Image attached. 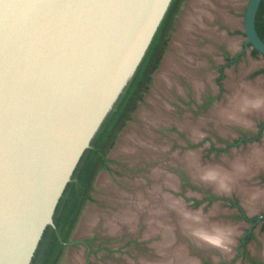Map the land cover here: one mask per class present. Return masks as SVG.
<instances>
[{
	"label": "water",
	"instance_id": "1",
	"mask_svg": "<svg viewBox=\"0 0 264 264\" xmlns=\"http://www.w3.org/2000/svg\"><path fill=\"white\" fill-rule=\"evenodd\" d=\"M262 0H249L247 42ZM172 0H0V264H31Z\"/></svg>",
	"mask_w": 264,
	"mask_h": 264
},
{
	"label": "rangeland",
	"instance_id": "2",
	"mask_svg": "<svg viewBox=\"0 0 264 264\" xmlns=\"http://www.w3.org/2000/svg\"><path fill=\"white\" fill-rule=\"evenodd\" d=\"M199 1L184 0L154 82L110 151L114 159L110 170L101 171L97 177L95 200L85 205L73 233L74 239H88L89 242L79 241L66 247L58 264L162 263L169 256L161 254L156 247L164 239L166 224L163 225L161 219L171 222L173 234L178 238L176 246H184L188 255L196 258L197 255L190 251L194 245L188 243L175 210H166L167 215L163 212L159 221L149 219L152 208L160 207L161 196L172 187L154 178L153 171L157 168L171 171L169 165L176 164V153L191 150L186 148L183 136L192 138V127L199 119L198 111L193 109L196 102L180 107L183 104L180 98L184 96L189 102L201 100L204 93L217 88L218 72L211 57L218 56L215 43L221 41L225 33L219 24L232 28L235 33L227 37L235 45L239 44L245 35L249 0ZM229 73L226 83L236 79L235 73ZM231 93L227 90V94ZM211 126L213 128L205 119L201 130L207 134ZM155 182L161 185L156 194L152 188ZM152 193L156 198H151ZM142 198L147 200H142L140 208ZM131 205L133 211L139 208L134 228L127 224L123 214Z\"/></svg>",
	"mask_w": 264,
	"mask_h": 264
},
{
	"label": "flooded vegetation",
	"instance_id": "3",
	"mask_svg": "<svg viewBox=\"0 0 264 264\" xmlns=\"http://www.w3.org/2000/svg\"><path fill=\"white\" fill-rule=\"evenodd\" d=\"M183 3L184 0H177L175 2L166 27L163 30L160 44L146 70L143 80L139 84V90L134 97L131 108L125 114L113 136V139L115 138L114 143L109 148L106 146V161L104 160V163L109 168L104 167L101 162L97 164L96 172L92 177L88 191V198L84 199L80 215L71 230L70 238L63 241V252L66 247L76 242H89L88 239H74L73 233L85 205L95 200L93 192L99 173L111 168V163L114 159L110 156V151L115 146L122 130L132 119L133 113L139 103L144 102L145 95L154 82V75L162 64L170 44L176 17ZM219 27L224 28L225 33L222 34V40L215 43V51L218 56L211 57L214 69L218 72L216 78L217 88L207 94L204 93L201 96V100L194 99L189 102L184 96L180 98L183 103L180 104V107H186L187 104L192 106V102H196L195 106L193 105V109L198 111L197 116H199V119L196 120L198 121L197 125L192 127V138L187 135L183 136L186 148L191 150L176 153L178 155L176 156V164L169 165L172 172L163 168H157L162 172L170 174L172 176L171 181L158 177L154 178L172 186L169 192H165L161 196L160 204L162 205L166 194L171 196L173 202L169 204L171 206L170 210H175L177 217L184 214L185 211H190L199 213L202 218L209 221V224L213 226H235V243L231 246L230 251H226L217 243L194 237L178 222L181 230L186 234L188 243H192L195 246L190 248V251L197 255L195 259L200 264H264V111L254 112L250 115V119L255 122L252 129H246L233 122L224 121L218 114V107L224 104L227 98L234 92V89L228 86V83L232 79L227 81V83L225 82V79L230 76L229 72L236 74V79H233H235L237 85L241 81H245L264 87V54L258 49L259 52H255L256 48L253 44L247 42L246 32L244 33V38L239 41V44L235 45L227 37L233 35L235 31L222 23L219 24ZM236 32L239 33V31ZM255 58H257L256 62L253 61ZM227 90L232 91V93L227 94ZM223 97L226 98L224 99ZM174 104L177 105L176 102ZM187 116L189 117V115ZM205 119L213 124V128L211 126L207 134H204V131L201 130ZM201 133H203V136L200 135ZM198 147H202V150L197 149ZM253 148L261 149V153L257 155H263V157L252 155ZM193 153L199 157V164L201 166L213 167L220 165L225 169H231L233 160L237 156H240L250 160V170L247 173L235 175L231 192H222L214 184L206 183L199 179L197 166L193 161H189L188 159V156ZM155 186L159 187V191L161 185L158 182H155L153 185L152 188L153 191H156L154 192L156 194L158 191L154 189ZM256 190H261V195L256 199H250L247 194ZM154 193L151 194L152 199L153 197L156 198ZM176 201L180 203L177 204ZM180 206L185 211L180 210ZM176 241H178L177 237Z\"/></svg>",
	"mask_w": 264,
	"mask_h": 264
},
{
	"label": "trees",
	"instance_id": "4",
	"mask_svg": "<svg viewBox=\"0 0 264 264\" xmlns=\"http://www.w3.org/2000/svg\"><path fill=\"white\" fill-rule=\"evenodd\" d=\"M176 1L172 0L143 60L92 139L90 146L82 155L57 204L53 224L46 227L31 264H58L64 248L63 241L70 238L71 230L80 215L84 199L88 198V191L97 164L101 162L104 167L109 168L104 163V160L106 161L105 150L114 143L113 136L125 114L131 108L134 97L138 93L139 84L160 44L163 30ZM256 28L264 40V0L261 1L256 15ZM255 52L259 51L255 49Z\"/></svg>",
	"mask_w": 264,
	"mask_h": 264
},
{
	"label": "clouds",
	"instance_id": "5",
	"mask_svg": "<svg viewBox=\"0 0 264 264\" xmlns=\"http://www.w3.org/2000/svg\"><path fill=\"white\" fill-rule=\"evenodd\" d=\"M264 111V91L253 87L245 81H241L233 94L227 98L226 102L218 107V114L224 121L233 122L243 128L252 129L255 122L250 119L254 112ZM203 136V133L200 134ZM261 149L253 148L252 155L261 153ZM192 161L197 166L199 179L206 183H212L219 191L231 192L235 180V175L247 173L250 160L237 156L231 169H225L220 165L204 167L199 164V157L193 153ZM250 199H256L261 195V190H256L247 194ZM179 204V201H176ZM186 218L191 217V213H184ZM216 243L225 249L231 250L235 243L236 228L233 225H225L217 229Z\"/></svg>",
	"mask_w": 264,
	"mask_h": 264
},
{
	"label": "bare ground",
	"instance_id": "6",
	"mask_svg": "<svg viewBox=\"0 0 264 264\" xmlns=\"http://www.w3.org/2000/svg\"><path fill=\"white\" fill-rule=\"evenodd\" d=\"M203 2H201V3H203ZM249 84H251V83H249ZM251 85L257 89H260L261 91H264V87L261 85H254V84H251ZM228 86L231 89H234V91H235V89L237 88L238 85L236 84V82L231 80L228 83ZM255 157H261L262 158L263 155H256ZM188 159H189V161L190 160L192 161V154L188 156ZM154 176L158 177V178H162L163 180H170L171 181V179H172V176L170 174H168L166 172H162L159 169L154 170ZM154 189L158 191L159 187L155 186ZM142 200H144V199L142 198L141 200H139L140 202H139L138 206H140V208L143 205ZM146 200H144V201L146 202ZM172 202L173 201H172L171 196L166 194V196L164 197V199L162 201V205H160V207L158 209L152 208L151 213H150V218H149V219H151L150 221L151 222L152 221H159L160 220L159 218L163 217L162 216L163 212H165L166 210L170 211L171 206L169 204ZM133 208L134 207L131 205V206H129V210H127L123 213L125 216L124 217L125 221L127 222V224H130V226H132L131 228H134V223H135L134 221H136L135 219L137 217L136 212L139 209V208L138 209L135 208L136 210L133 211L132 210ZM179 209L182 211H185V209L181 206ZM185 212L191 213V217L186 218L184 214H182L181 216L179 215V217H176V219L184 227V229L187 232H189L190 234L194 235V237L196 236L198 238H202L204 240L216 243L215 241H216L217 235H218L217 229L219 227L209 224V221L202 218V216L199 213L190 212V211H185ZM166 213L167 212H165V214ZM166 215H164V216H166ZM160 222H163V225H165V224L166 225H165V230L163 231L164 239L161 243L157 244V249L161 254H165V256L168 255L169 259L165 260L162 263H153V264H200V262L198 260H196L193 257L188 256L187 251H186L184 246H178V245L176 246V243H177L175 240L176 238L173 234V227L171 226V222H169V219H168V222L166 221L167 223L164 222L163 219H161ZM116 226H117V224L115 225V228H116Z\"/></svg>",
	"mask_w": 264,
	"mask_h": 264
}]
</instances>
